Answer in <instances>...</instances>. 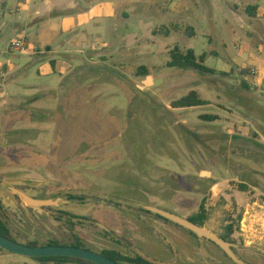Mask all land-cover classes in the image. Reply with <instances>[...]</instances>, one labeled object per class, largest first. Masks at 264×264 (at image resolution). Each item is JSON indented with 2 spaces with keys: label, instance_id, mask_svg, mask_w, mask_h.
I'll list each match as a JSON object with an SVG mask.
<instances>
[{
  "label": "rangeland",
  "instance_id": "rangeland-1",
  "mask_svg": "<svg viewBox=\"0 0 264 264\" xmlns=\"http://www.w3.org/2000/svg\"><path fill=\"white\" fill-rule=\"evenodd\" d=\"M16 1L8 0V5ZM136 1L130 7L135 12L113 22L118 28L111 36L69 47L65 43L72 35H60L52 47L69 58L54 56L67 61L69 72L59 83L43 86L47 81L31 72L23 84L19 73L0 62L1 217L21 242H69L66 211L83 218L76 227L83 243L101 250L117 247L102 232L103 222L136 242L140 224L154 220L140 207H161L188 217L202 204L205 230L225 235L231 225L228 239L243 248L238 254L252 264H264V87L247 82L218 52L222 10L232 0ZM140 10L145 13L138 14ZM39 24H31L27 32L34 34ZM17 31L23 32L0 22V61L24 65L31 57L8 47L11 36H20ZM173 47L183 52L192 48L197 55L206 52L204 64L217 72L168 67ZM141 66L147 69L145 75L137 74ZM191 93L206 104L173 107ZM30 97L40 99L28 102ZM20 129L26 132H15ZM183 177L208 182H199L193 191L173 188V181ZM10 188L30 195L70 193L80 200L63 207L29 208ZM166 227L174 233L169 240L179 253L173 260L214 264L205 262L208 251L230 264L205 241L203 253L196 247L185 249L181 236L186 232ZM153 239H144L140 250L160 261L170 258ZM0 264L39 263L0 251Z\"/></svg>",
  "mask_w": 264,
  "mask_h": 264
},
{
  "label": "crops",
  "instance_id": "crops-1",
  "mask_svg": "<svg viewBox=\"0 0 264 264\" xmlns=\"http://www.w3.org/2000/svg\"><path fill=\"white\" fill-rule=\"evenodd\" d=\"M75 1L54 3L53 0H17L13 6H9L8 0H0L1 26L23 30L17 33L25 39L28 48L20 53L31 57V61L24 65L0 62L4 68L9 67V72H15V75L19 73L18 76L24 79L21 82L25 81L23 84L28 83L26 80L31 77V72L47 81L42 83L43 86L59 83L69 72L67 61L54 56L59 53L69 58L68 54H60L52 47L60 35H72L66 46L72 47L77 43L87 46L92 39L113 35L118 28L113 22L119 21V16L127 18L130 11L135 12L130 7L137 4L136 0H79L85 5L81 6L78 0ZM18 6L20 11H14ZM176 6L177 3L170 10ZM224 6L222 34L219 36L222 49L218 52L227 59L226 64L238 70L253 71V74L243 76L247 82L264 87V0H232ZM54 9H75L76 12L50 17ZM140 12L145 13L144 10L137 13ZM35 22L40 23L37 31L29 34L26 28ZM13 38L11 36L8 42ZM223 68L229 67L224 65Z\"/></svg>",
  "mask_w": 264,
  "mask_h": 264
},
{
  "label": "flooded vegetation",
  "instance_id": "flooded-vegetation-1",
  "mask_svg": "<svg viewBox=\"0 0 264 264\" xmlns=\"http://www.w3.org/2000/svg\"><path fill=\"white\" fill-rule=\"evenodd\" d=\"M15 195L17 197H19L18 194L15 193ZM27 195L32 197V198H36V199H53V200L57 199L56 204L49 205L50 207H57V206H62L63 207L65 205H69L71 203L74 204L77 200H80V198H78L77 196H75L73 194H70V193H68V194L65 193L63 195H56V196H43V195H30V194H27ZM49 206H42L40 208L49 207ZM29 208H34V207H29ZM0 209H1V206H0ZM139 210L144 212V213H146V214H148V215L153 216L154 220H152L151 218H148L147 221H145V222L143 221V223L140 224L141 228L139 227L140 229H137V231H138L137 233H139L140 238L136 242L132 241L129 236L123 235L122 232L117 231L118 229L116 227L113 228L112 226H108L106 223L103 222V225H105V227L107 229L111 230L116 235H120V237L123 238L126 242H128L129 245L121 242L119 239H117L112 234H110L106 229L101 228L102 232L105 235L110 236L112 238L111 240L117 245V247L116 246H112L110 248L96 250V249H93V248H90V247L86 246V244H84L82 239L78 236L77 230H76L77 224H80V223L82 224L83 223L81 221L83 218L75 216V215H72V214H70V213H68L66 211H63L62 213L67 216L66 221H67L68 225L71 226V227L68 226V228H67V230L69 231V234L71 236V238H69V242H60V241L52 240V239L47 240L44 243H38L36 241L21 242V241L17 240L16 238H14L11 235L10 230H9L8 227H7L8 228V235L7 236L3 235V236L7 237L8 239H10V240H12V241H14L16 243H19V244H22V245H26V246H37V247L70 246V247H75V248H81V249H85V250H88V251H92V252L98 253V254H100V255L108 258V259H110V258L107 257L106 255H104V252H109L110 251V252H114L116 254H119L120 256H123L125 258L136 259V257H139V258H141V259H143L145 261L150 262L151 264H184L182 262H178V261L173 260V259H177L178 258L179 253H178V250L176 249V245L174 246V244L169 240V238H170L169 234H171L172 232L169 233L170 229H168L166 227V225L167 224H171V225H174V226L182 229V231L186 232V234L189 236L188 237L185 234H183L181 236L182 240H185L184 241L185 242V244H184L185 249H187V250L189 249L190 250L191 247L192 248L196 247L199 251H201L203 253V251L205 249L202 246V241H205L209 245L213 246L215 249L220 251L222 253V255L225 258L228 259L230 264H235L233 262V260H231V258H229L227 256V254L218 245H216L214 242L210 241L209 239H206V238H201L200 239L194 233H192L191 231L181 227L180 225L175 224V223H173V222H171V221H169V220H167V219H165V218H163V217H161V216H159V215H157L155 213H152L150 211L145 210L143 208V206L140 207ZM165 210H167V209H165ZM167 211H170V210H167ZM170 212H172V211H170ZM172 213H175V212H172ZM198 213H195L193 215H190L188 217H183V218H186V219L190 220V218H196ZM175 214H177V213H175ZM0 217H1V214H0ZM56 220L61 222L62 218L61 219L57 218ZM94 221L99 222V220L97 218H95ZM196 225H198V224H196ZM198 226H200V227H202L204 229L203 225H198ZM151 228L153 230L155 229V231L153 232ZM172 234H174V233H172ZM158 236H161L162 238H160ZM216 236H218V237L222 238L223 240H225L226 242H229L230 244H232L231 249L233 250V252L236 254V256L239 259H241L242 261H244L247 264H252L250 262H247L246 259L242 258V256H240L238 254V251L239 250H243V248L237 246L230 239L224 238L223 237L224 235H216ZM152 238H154L153 239L154 242L157 239L159 240V242L156 241L155 244L159 245V249H162V247H163L164 248V252L170 258H168L167 260H164V261H160V260H157L155 258L150 257L148 254H146V252H142L140 250L141 247H142V246H140V243L142 241H144V239H146V240H150L151 239L152 240ZM161 239L163 240V242H160ZM193 240H195V245H193V242H194ZM0 251H5V250L0 249ZM16 255H18V254H16ZM19 256H22V255H19ZM24 257H27V256H24ZM27 258H30V259L38 262L39 264H96L94 262H91V261H88V260H85V259H82V258L70 257V256H46V257H27ZM39 258H45V259L41 260ZM110 260H112V261H114L115 263H118V264H143V263H140V261H136L134 263H130L127 260H120V259H118L117 261H115L113 259H110ZM209 260H213L214 264H225L224 263L225 260L222 257H220V256L218 257L215 252L213 254H211V253H209L207 251L206 252V257H205V262L209 261ZM191 264H196V263H191ZM202 264H204V263H202Z\"/></svg>",
  "mask_w": 264,
  "mask_h": 264
},
{
  "label": "water",
  "instance_id": "water-1",
  "mask_svg": "<svg viewBox=\"0 0 264 264\" xmlns=\"http://www.w3.org/2000/svg\"><path fill=\"white\" fill-rule=\"evenodd\" d=\"M202 175H208L207 172H202ZM14 193L18 194L19 197L24 201V203L29 207H42V206H49L54 205L57 202V199H36L28 196L23 191L10 188ZM61 199V198H60ZM143 208L147 211L155 213L175 224L180 225L181 227L191 231L194 233L198 238H206L210 241L214 242L218 245L231 260L235 264H247L241 259H239L236 254L231 249L232 244L226 242L222 238L208 232L207 230L203 229L202 227L196 225L195 223L191 222L190 220L179 216L178 214L172 213L160 207H155L151 205H144ZM97 225L102 226L101 224L97 223ZM106 229L110 234L114 237L119 239L121 242L128 244L123 238L116 235L106 227L102 226ZM129 245V244H128ZM0 249L5 250L7 252H11L14 254L27 256V257H46V256H70V257H78L82 258L96 264H118L114 261L92 251H88L81 248H75L70 246H46V247H37V246H26L19 243H16L7 237L0 234Z\"/></svg>",
  "mask_w": 264,
  "mask_h": 264
},
{
  "label": "trees",
  "instance_id": "trees-1",
  "mask_svg": "<svg viewBox=\"0 0 264 264\" xmlns=\"http://www.w3.org/2000/svg\"><path fill=\"white\" fill-rule=\"evenodd\" d=\"M75 9H54L50 12L49 16L50 17H56V16H62V15H67V14H72L75 13ZM170 59L167 62L168 67L170 68H177L181 70H187V69H192L196 70L200 73H206V74H215L217 71L216 69L212 67H208L204 64L206 60L207 53L203 52L199 55L195 53V51L192 48L186 49L184 52L181 51L178 47H173L170 52H169ZM240 75L244 76L247 74H252V71L249 70H244L240 69L239 70ZM147 73V69L144 66H141L137 70L138 75H145ZM219 74L221 75H226L227 73L223 71H219ZM241 86L245 89H248V85L246 81L242 80L241 81ZM39 100V97H30L28 98V102H33L36 100ZM174 108H186V107H195V106H201L206 104V102L200 98H198L195 93L188 94L179 100L175 101L172 103ZM26 129H20L15 132L21 133V132H26ZM236 138V137H235ZM258 145V144H256ZM197 181H194L192 177H183L176 179L173 181V188L177 190H184V191H193L194 186L198 185L199 182H208V179L205 178H197ZM209 187V184H207V188ZM1 206V203H0ZM205 212L203 205L201 204L199 207V213L197 214L196 218H190V220L193 223H196L198 225H202L203 220L205 219ZM233 227L231 225H228L226 228V234L223 236L224 238H228L232 233H233ZM0 234L7 236L8 235V228L5 224V222L2 220L0 217ZM104 255L109 257L110 259H113L117 261L118 259L120 260H127L130 263H134L136 261H140V263L143 264H151L148 261H145L139 257H136V259H130V258H125L123 256H120L119 254H116L114 252H104ZM39 259H45V258H39Z\"/></svg>",
  "mask_w": 264,
  "mask_h": 264
},
{
  "label": "built area",
  "instance_id": "built-area-1",
  "mask_svg": "<svg viewBox=\"0 0 264 264\" xmlns=\"http://www.w3.org/2000/svg\"><path fill=\"white\" fill-rule=\"evenodd\" d=\"M14 11H20V6L16 7ZM9 50L11 51H18V52H25L28 48V45L23 37H16L13 38L9 42ZM253 74V71H252ZM247 213V211L245 212ZM252 215H250L251 217ZM255 224V223H254ZM250 229L254 227L253 223L249 224ZM246 224H245V217H243L240 221V231L243 233L245 231Z\"/></svg>",
  "mask_w": 264,
  "mask_h": 264
}]
</instances>
